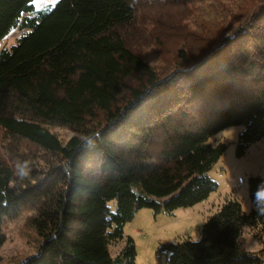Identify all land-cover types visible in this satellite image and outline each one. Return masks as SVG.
Wrapping results in <instances>:
<instances>
[{"label": "trees", "instance_id": "obj_1", "mask_svg": "<svg viewBox=\"0 0 264 264\" xmlns=\"http://www.w3.org/2000/svg\"><path fill=\"white\" fill-rule=\"evenodd\" d=\"M15 27L28 31L0 50V232L29 210L42 238L18 264H136L132 237L109 244L138 209L217 190L212 135L243 124L239 156L264 138V0H0V40ZM137 36L167 45L160 67ZM248 186L249 212L227 199L199 239L161 243L168 264H263L264 180Z\"/></svg>", "mask_w": 264, "mask_h": 264}, {"label": "rangeland", "instance_id": "obj_2", "mask_svg": "<svg viewBox=\"0 0 264 264\" xmlns=\"http://www.w3.org/2000/svg\"><path fill=\"white\" fill-rule=\"evenodd\" d=\"M58 0H34L36 10L52 7ZM28 29L13 28L0 40V50L10 48ZM140 38L134 37L133 46L141 52L145 59L157 68L163 62L162 53L167 45L157 51V44L149 41L144 45ZM163 42L170 40L163 37ZM151 42V43H150ZM170 45V44H169ZM162 52V53H161ZM243 124H235L212 135L209 141L216 145L226 144L221 157L207 172L210 178L218 183L217 190L209 197L195 205L180 207L173 211L155 212L152 208L138 209L134 216L123 226L122 237L109 244L112 255H116L125 246L127 238L132 237L136 247V264H168L166 254L158 249L163 242L182 241L185 238L197 240L201 236V228L207 215L215 212L227 199L236 198L242 203L245 212H249L253 204L249 197L248 178L259 175L264 180V138L249 145L244 155L237 154L239 133ZM55 130L64 139H68L71 131L64 127ZM109 206L115 209V200L109 201ZM29 210H24L14 219L5 218L0 232V264H18L31 254L36 253L42 238L27 222ZM250 227L245 226L243 235L246 244L252 251H258L260 246L255 242ZM264 264V256L261 257Z\"/></svg>", "mask_w": 264, "mask_h": 264}]
</instances>
